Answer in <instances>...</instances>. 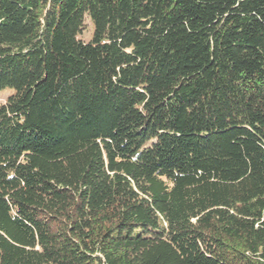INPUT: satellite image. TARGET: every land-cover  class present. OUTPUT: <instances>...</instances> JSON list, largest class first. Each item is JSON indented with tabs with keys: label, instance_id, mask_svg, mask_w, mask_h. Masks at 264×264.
Returning a JSON list of instances; mask_svg holds the SVG:
<instances>
[{
	"label": "trees",
	"instance_id": "trees-1",
	"mask_svg": "<svg viewBox=\"0 0 264 264\" xmlns=\"http://www.w3.org/2000/svg\"><path fill=\"white\" fill-rule=\"evenodd\" d=\"M5 90L0 264H264V0H0Z\"/></svg>",
	"mask_w": 264,
	"mask_h": 264
},
{
	"label": "rangeland",
	"instance_id": "rangeland-1",
	"mask_svg": "<svg viewBox=\"0 0 264 264\" xmlns=\"http://www.w3.org/2000/svg\"><path fill=\"white\" fill-rule=\"evenodd\" d=\"M92 32V27L87 21V26L85 27V30L82 32V34L79 36V38L83 41H87L90 39V35ZM12 92L10 90H5L0 92V103L5 102L6 98L11 94Z\"/></svg>",
	"mask_w": 264,
	"mask_h": 264
}]
</instances>
